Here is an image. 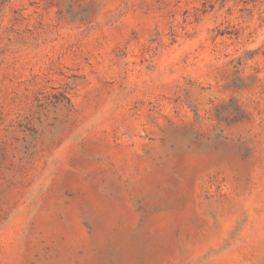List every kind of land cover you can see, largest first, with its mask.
Wrapping results in <instances>:
<instances>
[{"label": "rangeland", "instance_id": "1", "mask_svg": "<svg viewBox=\"0 0 264 264\" xmlns=\"http://www.w3.org/2000/svg\"><path fill=\"white\" fill-rule=\"evenodd\" d=\"M0 264H264V0H0Z\"/></svg>", "mask_w": 264, "mask_h": 264}]
</instances>
